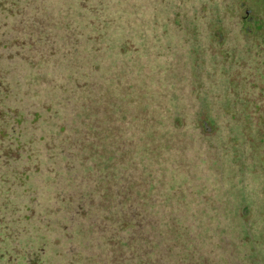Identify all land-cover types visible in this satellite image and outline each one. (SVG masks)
<instances>
[{"label":"rangeland","instance_id":"rangeland-1","mask_svg":"<svg viewBox=\"0 0 264 264\" xmlns=\"http://www.w3.org/2000/svg\"><path fill=\"white\" fill-rule=\"evenodd\" d=\"M18 1L1 22L0 264L138 260L68 222L70 161L131 186L158 234L142 264H264V45L240 28L264 0Z\"/></svg>","mask_w":264,"mask_h":264},{"label":"trees","instance_id":"trees-1","mask_svg":"<svg viewBox=\"0 0 264 264\" xmlns=\"http://www.w3.org/2000/svg\"><path fill=\"white\" fill-rule=\"evenodd\" d=\"M245 4L247 5L246 2ZM19 5L18 0H0L1 40L8 37V34H2L1 32L3 29L2 20H8L10 23V16L18 12L17 10L20 9L18 8ZM247 12L248 16L245 15V21L240 26L241 33L243 35L255 34L254 38L264 45V18L260 17L257 8L247 10ZM6 24L3 27L8 29L9 25ZM1 60L2 57H0V73L4 75L6 67L4 66L1 69ZM1 87L2 84H0V92L1 96H3L4 90H1ZM80 154H82L81 151H75L73 156L78 157ZM61 155L64 156V154ZM61 155L60 153L58 154V156ZM70 157L71 155L69 154V159ZM66 158L68 159L67 156ZM80 165L83 168L82 160ZM69 166L72 170H68L67 175L69 177L68 181L72 183V186H70V198L67 199L68 208L65 207L67 209L66 218H68V222L77 226L81 222L78 218L84 219L86 222L84 224L81 223V227L84 229L88 228L98 237L101 236L103 238L107 252L105 255L107 256L108 254L111 255L113 251L120 255L124 251L127 254L133 251L134 256H132L131 260L138 259L134 261L135 264H142L141 255L149 256L154 254L152 249H146V243L150 240V236L156 239L158 234L150 233L148 235V232H145L147 226L146 224L144 225V220L141 217V203L133 195L131 186L122 184L123 181L120 178L118 180L108 173L106 175L102 173L98 175L94 165L90 166L91 171H84L83 168V174L80 177L78 176L79 172L74 170L71 161ZM58 184H60V181H57ZM57 198L60 201L64 200V191L58 193ZM67 202L65 203L67 204ZM149 225L152 229H156L153 222L149 223ZM140 243H145L141 246L145 249L141 254H135L141 249L139 247Z\"/></svg>","mask_w":264,"mask_h":264}]
</instances>
